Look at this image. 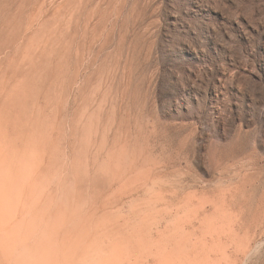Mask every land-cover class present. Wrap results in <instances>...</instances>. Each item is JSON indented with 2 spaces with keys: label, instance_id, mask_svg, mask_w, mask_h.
<instances>
[{
  "label": "rangeland",
  "instance_id": "obj_1",
  "mask_svg": "<svg viewBox=\"0 0 264 264\" xmlns=\"http://www.w3.org/2000/svg\"><path fill=\"white\" fill-rule=\"evenodd\" d=\"M48 3L0 0V264H264V0Z\"/></svg>",
  "mask_w": 264,
  "mask_h": 264
},
{
  "label": "bare ground",
  "instance_id": "obj_2",
  "mask_svg": "<svg viewBox=\"0 0 264 264\" xmlns=\"http://www.w3.org/2000/svg\"><path fill=\"white\" fill-rule=\"evenodd\" d=\"M48 2H49V0H41V4H40V6H39V9H37V10H39V11L43 10V9L45 8V6L49 4ZM36 13H37V12H36ZM36 15H37V14H36ZM34 16H35V15H34ZM39 16H40V15H39ZM35 22H36V20H34V18L30 17L28 23L26 24L25 31H26V30L28 31V30L31 28V26L33 25V23H35ZM27 31H26V32H27ZM174 229H178V228L175 226ZM183 229H184V228H183Z\"/></svg>",
  "mask_w": 264,
  "mask_h": 264
}]
</instances>
